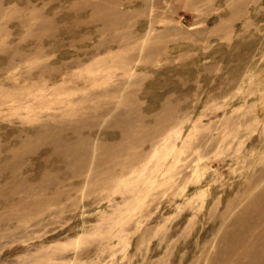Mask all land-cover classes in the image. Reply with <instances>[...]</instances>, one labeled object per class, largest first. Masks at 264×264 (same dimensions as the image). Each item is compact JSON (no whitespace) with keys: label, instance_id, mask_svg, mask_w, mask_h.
I'll return each mask as SVG.
<instances>
[{"label":"rangeland","instance_id":"rangeland-1","mask_svg":"<svg viewBox=\"0 0 264 264\" xmlns=\"http://www.w3.org/2000/svg\"><path fill=\"white\" fill-rule=\"evenodd\" d=\"M0 12V264H264V0Z\"/></svg>","mask_w":264,"mask_h":264},{"label":"bare ground","instance_id":"bare-ground-1","mask_svg":"<svg viewBox=\"0 0 264 264\" xmlns=\"http://www.w3.org/2000/svg\"><path fill=\"white\" fill-rule=\"evenodd\" d=\"M0 14H2V12H0ZM36 140V139H35ZM39 141V140H38Z\"/></svg>","mask_w":264,"mask_h":264}]
</instances>
